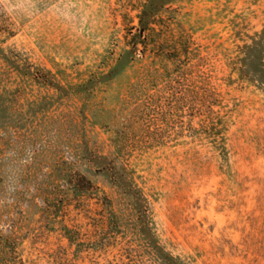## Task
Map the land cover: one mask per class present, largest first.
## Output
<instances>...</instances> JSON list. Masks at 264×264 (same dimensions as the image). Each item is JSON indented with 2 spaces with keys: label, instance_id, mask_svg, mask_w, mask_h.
I'll list each match as a JSON object with an SVG mask.
<instances>
[{
  "label": "rangeland",
  "instance_id": "374dc122",
  "mask_svg": "<svg viewBox=\"0 0 264 264\" xmlns=\"http://www.w3.org/2000/svg\"><path fill=\"white\" fill-rule=\"evenodd\" d=\"M0 264H264V0H0Z\"/></svg>",
  "mask_w": 264,
  "mask_h": 264
},
{
  "label": "trees",
  "instance_id": "16d2710c",
  "mask_svg": "<svg viewBox=\"0 0 264 264\" xmlns=\"http://www.w3.org/2000/svg\"><path fill=\"white\" fill-rule=\"evenodd\" d=\"M142 12H139V16H135L138 19V25L142 23V17L140 16ZM124 18V26L127 30V36H126V44L127 46L134 52L143 51L144 53H149L151 55L154 54V56L158 59L163 58V55L160 56L159 54H156L157 50H154L155 45V30L154 28H147L146 30H143L141 32V29H137L135 26H133V22L125 20ZM134 31L133 34H131V37L128 36L130 31ZM152 42V43H151ZM151 43V44H150ZM152 48V49H151ZM151 49V50H150Z\"/></svg>",
  "mask_w": 264,
  "mask_h": 264
}]
</instances>
